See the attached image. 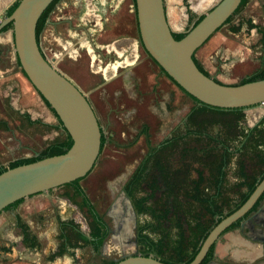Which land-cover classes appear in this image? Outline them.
<instances>
[{
  "label": "rangeland",
  "instance_id": "1",
  "mask_svg": "<svg viewBox=\"0 0 264 264\" xmlns=\"http://www.w3.org/2000/svg\"><path fill=\"white\" fill-rule=\"evenodd\" d=\"M221 0H163L164 10L170 29L179 34L191 30L193 23L204 16ZM258 1L248 0L237 12L230 16L229 22L223 24L199 49L194 57L207 74L218 83L236 86L262 69H264V42L256 28L264 33V13ZM10 7L19 0H8ZM257 2V3H256ZM1 20V18H0ZM190 29V30H189ZM172 31V32H173ZM173 32V33H174ZM264 40V36H263ZM72 82H85V74L79 63L71 67L70 63L54 65ZM85 66V65H84ZM82 68V69H79ZM185 115L196 105L187 94H184ZM31 111L38 115L40 124L30 125L19 111ZM245 118L239 127L226 128L221 125L203 122L195 126H185L184 140L172 155V161L160 164L159 169H149L137 182L133 193V201H139L141 207L137 221L142 228L143 237L153 245L159 258L176 259L173 247L181 244L183 253L179 257L184 260L192 251L193 245L200 242L192 237V228L207 231L213 223L208 211V200L213 199L219 215L233 209L247 193L248 186L259 179L264 172V148L257 149L245 141V135L264 117V104L244 109ZM37 117V116H36ZM66 132L51 112L49 107L18 68L13 48L12 27L0 34V166L7 167L15 160L37 156L54 142H63ZM155 139V138H154ZM158 140H155L156 143ZM110 147L96 159L90 173L79 181L93 211L107 226L112 222L107 215L109 207L118 189L119 175L127 177L130 169H116L115 161L129 158L113 152ZM128 152V151H127ZM180 170L184 188L177 194L179 198L172 200L168 186L169 174L176 168ZM184 168V169H183ZM226 176V178H225ZM56 201L67 204L66 213L60 214L59 204L54 206L57 222L54 225L52 209L45 220L51 223L42 227L43 242L40 250L25 251L35 262L25 264H58L63 258H69L75 264H107L103 256L92 251L89 245L74 250L75 257L66 254L56 260L48 261L60 245V218L71 222L79 231L86 235L92 227L91 216L74 193L71 186H60L49 191ZM31 215L33 213L31 212ZM32 218V216L30 217ZM237 238L243 237L238 229L232 232ZM230 233L218 240V249H224L230 242ZM241 239H238L240 242ZM174 245V246H172ZM225 245V247H224ZM105 256L117 257L116 248L107 245ZM232 249L233 255L241 254V247ZM117 250V251H115ZM173 251V252H172ZM118 253V252H117ZM171 253V254H170ZM38 258V259H37ZM105 258V257H104Z\"/></svg>",
  "mask_w": 264,
  "mask_h": 264
},
{
  "label": "water",
  "instance_id": "2",
  "mask_svg": "<svg viewBox=\"0 0 264 264\" xmlns=\"http://www.w3.org/2000/svg\"><path fill=\"white\" fill-rule=\"evenodd\" d=\"M54 0H19L0 22L12 24L13 48L27 80L54 111L72 145L61 155L7 169L0 174V212L18 200L44 193L86 177L100 152L101 133L85 96L44 57L36 41V25ZM241 0H221L180 40L168 24L163 0H134L140 40L146 53L186 94L201 105L221 110L248 109L264 104V79L236 86L204 75L193 55L235 12ZM264 195V178L246 201L207 234L188 264H200L224 231L242 219ZM124 199H127L123 195ZM116 264H165L150 256H131Z\"/></svg>",
  "mask_w": 264,
  "mask_h": 264
},
{
  "label": "flooded vegetation",
  "instance_id": "3",
  "mask_svg": "<svg viewBox=\"0 0 264 264\" xmlns=\"http://www.w3.org/2000/svg\"><path fill=\"white\" fill-rule=\"evenodd\" d=\"M60 1L58 0L53 8ZM51 11L45 20V25ZM73 29L82 32L81 25ZM133 29V37L138 47V57L126 70L119 72L116 76L118 80L115 82L111 92H107L109 83H103L99 86L100 88L98 87L96 99L101 103L103 112L98 113L97 107L92 105L93 100L85 97L96 117L103 138L100 153L102 154L107 148L112 147L116 149L113 152L117 154L125 157L127 154L130 155L128 159L126 157V159L124 158L121 161L113 158L116 169L127 170L129 168L130 172L127 177H122L123 174L118 177V189H116V194L107 212L112 224L107 226L104 223L107 236L99 246L98 251L95 252L102 255L103 262L107 261V264H116L127 257L135 255L150 256L153 253L156 254L153 245L149 249L147 248L150 243L143 237L144 231H142L137 221L141 205L138 200L133 201L134 199L131 196L137 189L136 186L137 182H140V177L142 179L149 169H159L160 164L167 163L169 160L172 161L174 151L186 135L185 126H191L189 116L185 115L186 104L183 97L186 93L146 53L140 40L137 20L133 24ZM128 33L127 36H130ZM68 63H70L71 67H74L76 63H79L81 67L87 64L86 52L81 54L80 59H69ZM191 100L194 101L192 98ZM195 103L198 106L201 105L197 101ZM192 110L191 108L190 111L192 112ZM155 140L158 141L154 143ZM180 170L177 167L168 176V180L171 183L179 186L177 193L184 188ZM123 195L127 199H124ZM171 195L172 200L176 201L174 198H179L181 194ZM216 196L215 194L211 196L206 200V203L213 201ZM121 200L124 202L121 204L122 211H120L123 216H121V220H118L115 214L118 210L116 202ZM251 210L237 221L239 222L238 226L229 229L232 224L220 238L225 234L228 235L230 233L232 235L233 231L240 229L243 232V239L252 245L261 246L263 254L253 257L254 259L251 260H240V258H236L233 255L234 252L229 248L226 256L219 258L216 255L218 240L220 239L218 238L215 244L210 247V249L212 248L211 257L205 264H264V195L258 206ZM208 211L214 221L210 229L205 231L204 234H208L211 231L217 218L222 216L224 218L228 213L219 215L216 209L215 212L209 209ZM194 230H197V228ZM202 242L199 243V249ZM108 244H110V249L116 248L118 250H115L118 253H114L117 254V257L110 258L104 255L108 250ZM180 245H175L173 250ZM207 254L204 259L208 256ZM156 258L158 260L163 259L169 263L181 262L178 259V255H176V259H172L170 257L159 258L156 254Z\"/></svg>",
  "mask_w": 264,
  "mask_h": 264
},
{
  "label": "crops",
  "instance_id": "4",
  "mask_svg": "<svg viewBox=\"0 0 264 264\" xmlns=\"http://www.w3.org/2000/svg\"><path fill=\"white\" fill-rule=\"evenodd\" d=\"M258 4L263 10L264 0L263 2L258 1ZM9 7L8 0H0L1 20L5 18L3 15ZM135 21L134 0H61L52 9L46 25L39 34V46L44 57L55 69H57L55 64L67 65L69 59H80L81 54L86 52L87 64L82 66L86 69L79 68L85 74L86 81L81 84L69 80L85 97L93 100L92 105L97 107L98 113H102V105L96 99L98 87L103 83H109L107 92H111L118 80L116 76L119 72L126 70L138 57V47L133 37ZM80 25L82 32L73 29ZM127 32L130 36H127ZM183 99L185 102L184 97ZM187 105L191 103L188 102ZM198 107L196 105L192 109ZM22 113H27L31 120H40L38 115L32 114L29 110L19 111V114ZM191 113L190 111L187 116ZM189 123L195 126L190 121ZM57 204H59L60 214L64 215L68 208L67 204L56 201L47 191L27 197L17 205L0 212V264H25L36 261V257L31 259L25 251L37 252L40 247L29 249L22 245V234L18 229V221L24 224L30 234L41 244L44 238L40 230L51 224L45 220L50 214V209L55 213L53 221L56 225L57 214L54 206ZM59 220L64 222L65 219L60 218ZM231 237L226 247L217 252L216 255L219 258L226 256L229 248L232 251L238 246L241 247V254L235 253L234 256L240 260H251L263 254L261 246L252 245L243 237L237 238L234 234ZM238 239L241 241L238 242ZM58 264L75 263H72L69 258H63Z\"/></svg>",
  "mask_w": 264,
  "mask_h": 264
},
{
  "label": "trees",
  "instance_id": "5",
  "mask_svg": "<svg viewBox=\"0 0 264 264\" xmlns=\"http://www.w3.org/2000/svg\"><path fill=\"white\" fill-rule=\"evenodd\" d=\"M57 1L58 0H54L48 6V8L43 12V14L41 15V17L39 18V20L37 22L36 31H35L37 43H39V34L45 25V20L48 16L49 12L52 10L53 6L55 5V3ZM247 1L248 0H241L240 5L235 10V12H237L242 6H244L247 3ZM17 5H18V3H15L6 12L5 17L9 16L13 12V10L17 7ZM263 13H264V7H263ZM202 18H203V15L198 17V19L193 23L191 29ZM229 20H230V17L227 19V21L225 23L229 22ZM11 27H12V24L10 23V24L6 25L4 28H2V30L0 32H4ZM250 28H256L262 36V39H261L262 42H264V40H263L264 33L261 31V29L257 26L252 25V24H250ZM186 33L177 34V33L172 32V36L175 40H180L181 38H183L186 35ZM14 55H15V53H14ZM192 58H193L195 65L197 66V68L204 75L209 77L207 72L197 62L194 55ZM15 59H16L19 70L21 71V73L26 78L25 74L23 73L22 69L20 68V65L18 64L16 55H15ZM263 79H264V69H262L261 71H259L255 75L244 79L240 84L258 81V80H263ZM39 97L45 103V105L47 107H49L51 112L55 115L54 111L51 109L49 104L45 100H43L40 95H39ZM189 97L192 98L191 96H189ZM192 99L194 101H196L194 98H192ZM243 111H244V109L221 110V109H216V108H210V107H207L205 105H200L198 108H196L192 111V113L189 116V121L193 125H199V124H202L203 122H207L209 124L221 125V126H224L226 128L227 127L228 128L234 127L235 129H237L239 127V124L245 118V112H243ZM21 116L24 119H26L30 125H34L37 123L40 124L39 120H31L30 116L27 113H22ZM55 117H56V115H55ZM56 119H57V117H56ZM59 126L62 127L60 122H59ZM102 141H103V138L101 136V145H102ZM245 141L252 144L253 149H257L258 147H260L259 145H262L264 148V117L255 127L251 128L248 131V133L245 135ZM71 145H72V141H71L69 135H67V138L65 141L60 142V143L59 142L52 143L44 151H41L37 156H33V157L27 158V159L15 160V161L11 162L9 164V166H7V167L0 166V174L3 173L4 171H6L7 169L15 168L17 166L24 165V164H29V163L35 162L37 160H41L43 158L64 154L71 147ZM263 178H264V172L261 174V176L259 177L258 180H256L253 184L248 186L247 193L245 195H243V197L241 198L239 203L233 209L229 210L225 216L230 215L232 212H234L236 209H238L246 201V199L249 197V195L254 190L255 186ZM80 180L81 179H78V180H76L72 183H69L67 185H64V186H71L73 188L74 193L77 196H79L82 204L86 207L87 212L91 216L92 227H90L89 233H88V236L90 239H88L85 234H83L81 231H79L77 229V227L75 225H73V223L61 222L60 223V240H62V242L57 247L56 251L54 253H52L47 258L48 261H52L55 258L61 257L65 254H68L72 257L73 256L75 257L74 250L83 248L84 244L89 245L93 249L94 252H97L99 249V246L102 244L103 240L107 236V230L105 228V224L98 218L97 214L93 211L92 205L89 203V200L87 199L86 195L84 194L83 190L81 189V187L79 185ZM178 188H179V186L177 184L171 183V185L168 186V190H170V192H171L170 195L171 194L176 195ZM262 198H263V195L259 198V200L255 204V206L252 208V210H254L258 206V204L261 202ZM175 199H177V198H175ZM22 200L23 199L16 201L15 203L7 206L5 209L11 208V207L17 205ZM207 204H208V209L214 210V212H215V209H216L215 203L213 201H211V202L208 201ZM222 218H223V216L217 218L215 223L213 224V226H215L217 223H219ZM238 224H239V222L234 223L229 229L238 226ZM18 229L22 234V245H24L26 248H29V249H38L40 247V244L38 243L36 238L33 237L30 234V232L28 231L27 227L24 224L20 223L19 221H18ZM191 230H192L191 231L192 237H196V241H198V242H202L207 236V233L204 234V232L202 230L199 231L198 228H197V230H194V228H192ZM198 251H199V245L196 246V243H195L193 245L191 253L189 254V256L187 258H185L184 260L178 258L181 261L180 263H169L163 259H160V261L162 263H165V264H188L193 260V258L195 257V255L197 254ZM211 251H212V248L210 249V252L207 254L208 256L202 261L201 264H205L206 261L210 259ZM183 252L184 251H183L181 246H178L177 248L174 249V253L176 255H178V257H180Z\"/></svg>",
  "mask_w": 264,
  "mask_h": 264
},
{
  "label": "bare ground",
  "instance_id": "6",
  "mask_svg": "<svg viewBox=\"0 0 264 264\" xmlns=\"http://www.w3.org/2000/svg\"><path fill=\"white\" fill-rule=\"evenodd\" d=\"M122 203H124L123 202V200H121V201H117L116 202V206H117V211L115 212V214H116V218L118 219V220H121L122 218H121V216H123V214L121 215V213H120V211H122V208H121V204ZM114 210V209H113Z\"/></svg>",
  "mask_w": 264,
  "mask_h": 264
}]
</instances>
